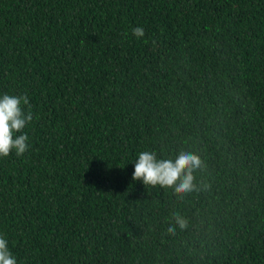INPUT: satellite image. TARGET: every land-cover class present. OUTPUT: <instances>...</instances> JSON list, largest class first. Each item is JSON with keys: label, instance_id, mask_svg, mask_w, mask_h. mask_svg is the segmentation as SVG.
<instances>
[{"label": "trees", "instance_id": "trees-1", "mask_svg": "<svg viewBox=\"0 0 264 264\" xmlns=\"http://www.w3.org/2000/svg\"><path fill=\"white\" fill-rule=\"evenodd\" d=\"M0 92L32 112L0 158L17 264H264V0H0ZM182 149L190 191L132 178Z\"/></svg>", "mask_w": 264, "mask_h": 264}, {"label": "clouds", "instance_id": "clouds-1", "mask_svg": "<svg viewBox=\"0 0 264 264\" xmlns=\"http://www.w3.org/2000/svg\"><path fill=\"white\" fill-rule=\"evenodd\" d=\"M137 38L144 37V30L140 26L131 29ZM26 96L13 95L9 92H0V158L15 152L23 155L29 148L28 135L22 131L32 121V112L25 114L22 106H28ZM19 133V134H17ZM133 163L132 178L142 181L145 185H173L176 192L190 191L193 185V171L201 161L190 151L180 150L174 156H157L152 151H141ZM176 222L182 227L183 220L177 214ZM0 264H17L12 255L8 241L0 233Z\"/></svg>", "mask_w": 264, "mask_h": 264}]
</instances>
